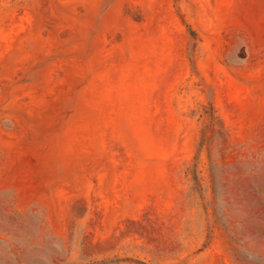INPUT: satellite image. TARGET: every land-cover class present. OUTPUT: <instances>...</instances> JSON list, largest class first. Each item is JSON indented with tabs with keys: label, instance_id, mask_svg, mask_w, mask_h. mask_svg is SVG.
<instances>
[{
	"label": "rangeland",
	"instance_id": "1",
	"mask_svg": "<svg viewBox=\"0 0 264 264\" xmlns=\"http://www.w3.org/2000/svg\"><path fill=\"white\" fill-rule=\"evenodd\" d=\"M0 264H264V0H0Z\"/></svg>",
	"mask_w": 264,
	"mask_h": 264
}]
</instances>
